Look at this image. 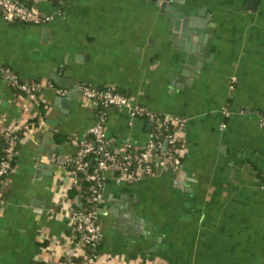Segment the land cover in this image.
<instances>
[{
	"label": "crops",
	"instance_id": "1",
	"mask_svg": "<svg viewBox=\"0 0 264 264\" xmlns=\"http://www.w3.org/2000/svg\"><path fill=\"white\" fill-rule=\"evenodd\" d=\"M36 2L51 20L0 16V63L42 80L47 106L4 183L0 264H55L54 242L72 229L69 202H54L71 180L64 162L77 146L54 133L81 139L97 121L79 83L110 85L133 103L186 118L175 133L183 139L178 169L135 181L105 172L96 264H264V0H172L202 21L199 33L210 26L205 42L190 40L193 52L171 37L168 9L154 0H66L59 9ZM38 111L0 72V126ZM150 129L125 106L107 110L111 148L143 145Z\"/></svg>",
	"mask_w": 264,
	"mask_h": 264
},
{
	"label": "built area",
	"instance_id": "2",
	"mask_svg": "<svg viewBox=\"0 0 264 264\" xmlns=\"http://www.w3.org/2000/svg\"><path fill=\"white\" fill-rule=\"evenodd\" d=\"M28 1L29 4L23 3L20 0H0V16L7 21H13L16 19L18 21L32 24H44L53 18V15L51 13H47L41 10L36 0ZM0 72L4 74V77L9 74L8 77L12 80V83H16V86H18L19 89L23 91L24 94L22 95L38 104V93L39 90L43 87V81H36L34 79H21V81L17 73H8L1 66ZM18 80H20L21 82H18ZM47 86L54 88L55 92L57 93L63 91V89H61L60 87H55L51 85V83H48ZM79 89L81 95L93 102L95 104V107L98 104H102L105 107L125 106L128 108L131 118L141 117L147 119L149 122L156 121L159 125H164L169 121H174L177 124L178 129L184 127L186 123V118H184L183 116L172 115L169 113H158L156 111L148 109L142 104L133 103V99L131 96L117 91L110 85H105L102 88H98L88 83H79ZM96 113L98 115V119L93 125L89 127L88 132L94 136V139L96 141L99 142V150H102V157L98 159L96 166L91 171V173L88 174V177L93 182V184L89 186V192L92 200L102 202L101 195L106 178L105 172L109 171V168L111 167L109 162L114 160L116 157H119L120 152L124 149V146L121 145L117 149H114L115 151L103 148V143H105L107 140V136L105 133L106 113L105 110L100 112L96 111ZM27 119H25L23 123L17 125L16 127L18 128L21 125L25 124ZM261 124L262 127H264V114L261 115ZM16 127L10 128L14 129ZM13 137L14 136H11L9 142V151H11L13 145ZM158 137L159 134L150 133L149 140L144 144L145 149L141 150L136 156L137 162L143 163V170L147 173L151 170L149 159L152 155V149L154 148L156 143L155 139ZM174 138L175 134H169L166 136L164 141L166 140L167 143L172 142ZM92 144V141L85 143L84 147L82 148V152L85 153L89 151L93 147ZM126 144L129 145L130 143L126 141ZM122 157H124V160L120 163L119 174L115 175L114 178L117 181H131L133 179H139L137 178V176H133L130 172H128L131 162V160L128 159V155H122ZM173 160L176 164L180 163V159L176 156L173 157ZM86 165L87 161H81V159L78 158L76 160V166L74 169H71V172H74L78 168H85ZM8 168L9 162L7 160H2L0 166L1 177L3 174H6L8 172ZM2 179L3 177L1 178V185L3 183ZM64 193L65 190L56 195L54 202L55 204H58L59 200L65 199ZM78 200L79 199H77V202ZM2 201L3 200H1V203ZM68 218L72 225V229L75 233L78 234V236L74 239L75 241L71 240L68 236L57 239L54 242L52 253L56 254L57 256L63 257V262H61V264H70V261L64 262V260H69L72 254H77L79 256V260H77V262L73 264H96V260L98 257L97 247L103 239V234L101 232L99 223V214L97 213V210H77L70 205Z\"/></svg>",
	"mask_w": 264,
	"mask_h": 264
},
{
	"label": "trees",
	"instance_id": "3",
	"mask_svg": "<svg viewBox=\"0 0 264 264\" xmlns=\"http://www.w3.org/2000/svg\"><path fill=\"white\" fill-rule=\"evenodd\" d=\"M23 3L29 4L28 0H20ZM51 4L61 8V5L66 0H48ZM10 22H22L18 20H13ZM25 23V22H22ZM0 66L8 73H14L16 74V71H14L12 68L4 65L3 63H0ZM9 75V74H8ZM8 75L5 77L6 82L11 86L16 95H22L24 94L23 91L19 89L18 86H16V83H12V80L8 77ZM21 80V79H20ZM18 80V82H21ZM36 81H42L40 79H34ZM17 82V83H18ZM102 88V87H98ZM38 105H39V111L37 114L29 117L25 124L21 125L20 127H16L14 129L11 128H4L0 126V166L2 160H7L9 162V168L8 172L6 174H3L2 177V185H1V175H0V203L1 200L4 199L5 191H4V183L6 180V177L10 174L12 169L14 168L16 164V152L19 147V144L21 141L26 137L32 129L36 128L38 123L42 118L45 116L46 111V103H44L43 100L38 98ZM96 111H104L107 113V110L109 108L103 106L102 104H98L96 107ZM146 122H149L147 119L143 118ZM151 125L150 133L159 134V137L155 139L156 143L154 148L152 149V155L149 159V164L151 167L150 172H145L143 170V163H139L136 160V156L138 153L145 149L144 144L139 146H133L131 143L128 145L126 144V141H123L121 145L124 146V149L120 152L119 157H116L114 160L110 161V168L109 171L112 172L113 176L119 174L120 171V163L124 160V157L122 155H128V159L131 160L128 172H130L133 176H137V178H142L148 175H153L159 173L162 169H178L179 165L181 163V155H180V149L183 146V139L179 137L176 133L178 130V126L174 121H169L164 125H159L156 121L149 122ZM169 134H175V138L172 142H168L165 149H162V143L167 135ZM11 136L13 137V145L11 148V151L8 150L9 142L11 139ZM54 137L57 141H62L66 139L67 141L73 142L76 144L77 149L76 151L69 155L65 159V167L68 171V174L70 175V182L66 186L64 197L69 202L71 207L77 210L82 209H96L97 213L99 214L100 207L102 205L101 201H94L90 197L89 192V186L93 184L92 180L88 177V174L91 173V171L94 169V167L97 164V161L99 158L102 157V150H99V142L94 139V136L91 133H86V135L81 139H75L71 138L66 135H62L59 132L54 133ZM92 141L93 147L83 153L82 148L84 147L85 143H88ZM104 149H110L111 151H115L114 148L110 147L109 140L107 139L105 143H103ZM176 156L180 159V163L176 164L173 160V157ZM80 158L81 161H87V165L85 168H78L74 172H71V169L75 168L76 166V160ZM106 180V178H105ZM136 179H133L131 181H135ZM77 199L78 202H77ZM1 206V205H0ZM78 236L77 233L74 232L73 229L68 233V237L71 240H74ZM75 241V240H74ZM73 242V241H72ZM100 246L99 244L98 248V255L100 253ZM77 260H79V256L77 254H72L70 259H65V261H70L69 263L73 264L76 263ZM63 262L62 256H56L55 264H61ZM143 264H164L161 261H144Z\"/></svg>",
	"mask_w": 264,
	"mask_h": 264
},
{
	"label": "water",
	"instance_id": "4",
	"mask_svg": "<svg viewBox=\"0 0 264 264\" xmlns=\"http://www.w3.org/2000/svg\"><path fill=\"white\" fill-rule=\"evenodd\" d=\"M155 2H157L158 4H160V10L161 11H165V9H168V14L170 15V23L169 26L173 29L172 33H171V37L173 39H176L177 43H182V45H180V47L183 50L186 51H192L193 52V46L194 43L191 45L190 44V40L196 39L198 41V43H201L202 41L205 42V40L207 39V34L210 31V26L209 27H204L205 31L204 32H200L198 31V28L203 27L202 25V21L197 22L196 20H194L192 17L190 16H184V14L181 11H178L177 7L172 6V0H154ZM199 34V37L197 38V36L195 37L194 35ZM178 36H181L183 38H178ZM192 47H190L189 46ZM195 45L197 46V44L195 43ZM201 46L199 47V49L195 48L194 50L197 51L198 53H200V51H202V53L204 54L203 49H201ZM203 48V46H202ZM192 49V50H191ZM202 53H200V55H203ZM194 55L189 53L187 54L186 60H185V65H191L192 60H193ZM199 66L200 63L196 64V68H195V74L198 73L199 71ZM185 72V71H184ZM167 146V141L165 140L163 142L162 145V149H165Z\"/></svg>",
	"mask_w": 264,
	"mask_h": 264
}]
</instances>
